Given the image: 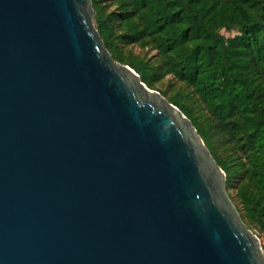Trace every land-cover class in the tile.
Returning a JSON list of instances; mask_svg holds the SVG:
<instances>
[{"label": "water", "instance_id": "water-1", "mask_svg": "<svg viewBox=\"0 0 264 264\" xmlns=\"http://www.w3.org/2000/svg\"><path fill=\"white\" fill-rule=\"evenodd\" d=\"M92 17L0 0V264H264L190 119Z\"/></svg>", "mask_w": 264, "mask_h": 264}, {"label": "trees", "instance_id": "trees-1", "mask_svg": "<svg viewBox=\"0 0 264 264\" xmlns=\"http://www.w3.org/2000/svg\"><path fill=\"white\" fill-rule=\"evenodd\" d=\"M91 3L94 25L113 59L154 88V67L121 56L116 43L117 38L132 42L148 35L173 76L209 109L213 127L233 146L230 155L213 150L203 122L180 99L166 98L200 134L225 173L226 189L240 172L236 197L244 214L264 230V0H123L118 32L97 0ZM222 27L236 33H219Z\"/></svg>", "mask_w": 264, "mask_h": 264}, {"label": "rangeland", "instance_id": "rangeland-1", "mask_svg": "<svg viewBox=\"0 0 264 264\" xmlns=\"http://www.w3.org/2000/svg\"><path fill=\"white\" fill-rule=\"evenodd\" d=\"M97 4L105 19L113 25L114 31L118 32L120 14L124 11L123 0H97ZM92 22L94 25L93 17ZM218 32L226 36H232L236 33L235 30H227L223 27L218 29ZM116 43L121 56L130 59L146 61L147 63L151 64L155 69L153 82L154 88L152 89L157 90L165 98L174 96L180 99V101L189 108L191 114L199 121L203 122L209 144L213 150L219 155H230L229 151L233 146L220 129H215L213 127L214 124L211 120L212 118L210 117L209 109L205 107L198 96L192 92L190 86H188L185 82L179 81L173 76L168 65L164 62V56L159 54L158 49L151 42L148 35L144 34L143 37H140L139 39L132 42H128L122 38H117ZM236 176L238 177V180H234V184L226 189L227 195L229 198L233 197L232 203L234 204L238 213L241 214L246 226L250 228V230H252V232L258 237L260 247L264 252V230L256 220L249 218L244 214V209L242 208L239 199L236 197V184L242 180L243 177L241 176L240 172H238Z\"/></svg>", "mask_w": 264, "mask_h": 264}]
</instances>
